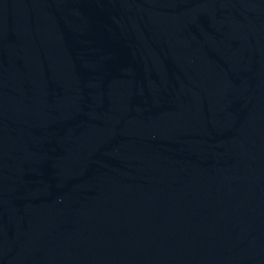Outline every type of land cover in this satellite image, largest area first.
I'll return each instance as SVG.
<instances>
[{"label": "water", "instance_id": "water-1", "mask_svg": "<svg viewBox=\"0 0 264 264\" xmlns=\"http://www.w3.org/2000/svg\"><path fill=\"white\" fill-rule=\"evenodd\" d=\"M0 264H264V0H0Z\"/></svg>", "mask_w": 264, "mask_h": 264}]
</instances>
